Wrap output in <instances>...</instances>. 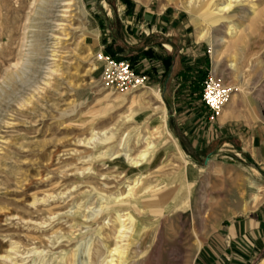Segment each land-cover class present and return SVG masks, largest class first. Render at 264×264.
<instances>
[{
    "label": "rangeland",
    "instance_id": "374dc122",
    "mask_svg": "<svg viewBox=\"0 0 264 264\" xmlns=\"http://www.w3.org/2000/svg\"><path fill=\"white\" fill-rule=\"evenodd\" d=\"M102 1L0 0V264H109L104 245L118 247L113 260L124 264H194L230 189L251 178L248 170L264 177V0L233 1L228 13L206 18L193 0H159L188 15L206 73L232 90L214 122L258 135L257 160L209 147L188 181L187 151L158 87L101 83L91 16ZM189 74L196 89L207 75ZM117 213L139 234L118 239Z\"/></svg>",
    "mask_w": 264,
    "mask_h": 264
},
{
    "label": "crops",
    "instance_id": "0c3cea01",
    "mask_svg": "<svg viewBox=\"0 0 264 264\" xmlns=\"http://www.w3.org/2000/svg\"><path fill=\"white\" fill-rule=\"evenodd\" d=\"M91 19L96 49L110 44L118 59L131 61L162 93L170 130L187 151V181L196 176L209 147L257 160L251 145L258 135L228 120L210 121L202 82L198 89L190 86L193 68L207 74L208 57L186 13L159 0H103ZM128 45L136 53L126 55ZM156 86L151 91L157 94ZM248 173L251 178L230 189L224 214L197 250L194 264H264V177Z\"/></svg>",
    "mask_w": 264,
    "mask_h": 264
},
{
    "label": "built area",
    "instance_id": "2783aa9c",
    "mask_svg": "<svg viewBox=\"0 0 264 264\" xmlns=\"http://www.w3.org/2000/svg\"><path fill=\"white\" fill-rule=\"evenodd\" d=\"M142 30V28H141ZM96 68L101 71V83L109 89L126 91L144 87L149 77L144 72H137L127 59L114 58L100 47L94 54ZM231 88L215 78L210 70L202 81L201 99L208 108V119L214 121L231 95Z\"/></svg>",
    "mask_w": 264,
    "mask_h": 264
},
{
    "label": "bare ground",
    "instance_id": "6f19581e",
    "mask_svg": "<svg viewBox=\"0 0 264 264\" xmlns=\"http://www.w3.org/2000/svg\"><path fill=\"white\" fill-rule=\"evenodd\" d=\"M63 1V0H62ZM201 0H193L192 2V4H194V3H198L197 5H199V6H196V5H191L194 9H198V10H200V9H206L205 10V14H204V18H206V17H213V16H215V15H219V14H226V13H228L229 11H231L232 10V8H233V5H232V2L233 1H240V0H224L222 3H220V4H215V3H208V4H204L203 2H200ZM68 4L66 3V4H60L58 7H65V6H67ZM255 10V9H254ZM61 13H67L68 11L67 10H65L64 9V11H60ZM58 17V16H57ZM61 17V16H60ZM67 16H62L61 18H66ZM62 24V23H61ZM59 26H62V25H59ZM57 27V26H56ZM235 31H234V29H230L229 30V32H228V34L230 35V36H232V35H235ZM203 35H204V31H201V32H199L198 33V38H202L203 37ZM220 43H225V39H223V38H221L220 39ZM230 97H231V95H230ZM229 100H230V98H229ZM229 100L227 101V103L229 102ZM226 103V104H227ZM225 104V105H226ZM225 105L222 107V109L220 110V112L223 110V108L225 107ZM219 112V113H220ZM126 157H127V159H128V155H126ZM139 158H145V154L144 153H141L140 155H139ZM119 165V164H118ZM133 183V182H132ZM140 183L142 184V182H140V181H135V186H137V188H140L139 187V185H140ZM147 191V190H146ZM151 191V190H150ZM146 194V193H145ZM137 197H139V196H137ZM135 200H136V203L138 204L139 202H141V203H144V200H143V197H140V198H134ZM139 200H141V201H139ZM114 201L115 202H117L118 203V198H114ZM139 201V202H138ZM114 202V203H115ZM133 202V201H132ZM131 202V203H132ZM121 204L122 205H125V204H130V202H126V201H123V202H121ZM102 205V204H101ZM110 205V204H109ZM98 207V210L97 211H95V213H94V217H97L98 215H96V213L97 214H100V212H102V207H100L99 205L97 206ZM110 210V207L109 206H107V208H106V211L108 212ZM114 214V213H113ZM89 215V214H88ZM125 217L126 216H123L121 213H117V214H115V216H114V219H113V224H114V229H115V232L117 233V237H118V239H124L127 235V233H128V231H130L131 230V234L133 235V236H136V235H138L139 234V232H140V226L139 225H137L136 227H134V228H132L131 229V227H127V224H126V222L128 221V218L127 219H125ZM85 218V217H84ZM72 228V227H71ZM139 237V236H138ZM90 249H91V246L89 245V244H87V245H85L83 248H82V250H81V252L84 254L85 253V256H86V258H87V260L89 259V253H90ZM104 249H105V253H106V256L104 257V259H103V261H107L109 258V260H108V263L109 264H124V261L123 260H120V261H116V260H113V256L114 255H116V254H118V255H120L121 254V251H119V248L117 247V248H112V249H110L109 248V246H107V245H104ZM78 250V247L76 248V251ZM75 251V256H77V252ZM81 252H80V254H81ZM127 256V255H126ZM68 258V257H67ZM63 259H64V257H63Z\"/></svg>",
    "mask_w": 264,
    "mask_h": 264
},
{
    "label": "trees",
    "instance_id": "16d2710c",
    "mask_svg": "<svg viewBox=\"0 0 264 264\" xmlns=\"http://www.w3.org/2000/svg\"><path fill=\"white\" fill-rule=\"evenodd\" d=\"M104 52H105L106 54H108V55H111V56L114 57V58H117V57L114 55V52L112 51L111 46H107V47H105ZM130 64H131V66L133 67V63H132L131 61H130Z\"/></svg>",
    "mask_w": 264,
    "mask_h": 264
}]
</instances>
